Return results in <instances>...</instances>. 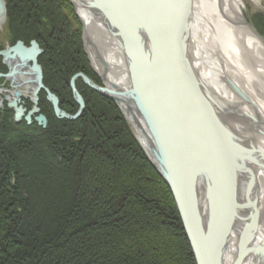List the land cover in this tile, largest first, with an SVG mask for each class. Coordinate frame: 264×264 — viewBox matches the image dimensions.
<instances>
[{
	"label": "bare ground",
	"instance_id": "bare-ground-1",
	"mask_svg": "<svg viewBox=\"0 0 264 264\" xmlns=\"http://www.w3.org/2000/svg\"><path fill=\"white\" fill-rule=\"evenodd\" d=\"M74 1L70 0V3L76 5L78 17L75 11L72 15L69 10L62 9L60 19L62 24L74 31L76 37L77 27L72 28L70 16L81 19L82 26H79L88 60L100 80L94 78L89 70H79L70 76L69 84L74 76V90L83 101V111H86V100L80 83L89 92H103L101 95H110L118 101L136 129V137L138 134L145 146L147 140L141 132L147 128L136 113L141 105L135 99H131L130 104L126 100L128 97L124 99L117 95L119 90H125L129 85L131 57L136 71L144 72L149 66L153 68L152 81L145 80L146 94H154L159 104L164 96V89L151 88L152 83L162 82L164 78L159 62L152 56L153 49L143 26L154 20V24L149 25L161 32V54H165L161 47H168L179 50V58L182 57L186 64L189 57L190 84H193L201 100L202 110L200 113L191 110L185 115L176 111L181 121L178 125L164 120L168 116L167 111L161 113L164 116L162 133L170 142V147L179 151L181 163L176 174L182 175L181 185L186 184L191 220L189 229L197 243L201 264H264V43L246 21L240 0H159L162 3L152 0L159 6L156 9L149 7V0ZM1 29L3 24L0 25ZM19 42L25 48H29L32 42L37 45L40 53L36 55L35 64L39 66V72L29 74L33 62L28 61L23 67L19 58L13 59L11 53L8 60L0 55V77L10 82L11 88L21 90L18 101L22 102L27 95L35 104L40 91H46L40 89L34 93L36 85L31 81L35 75L36 79L40 76L41 83L42 79L44 81L46 72L41 55L50 50L52 43L39 35L29 39V44L22 39ZM15 44L1 45L0 53ZM143 57L148 59L150 65L145 64L147 61ZM67 68L68 65L62 64L61 69ZM177 76L180 79L179 89L174 88V91L186 92L188 89L182 84L187 83L188 79L182 78L180 73ZM30 85H33L31 89ZM92 86L103 90L100 92ZM13 92L0 97L1 109L4 100H13ZM69 92L74 97L71 84ZM51 94L60 109L61 101L56 93ZM74 100L77 108L73 113H64L68 118L60 117L55 110L54 117L67 121L81 118L85 113L83 111L76 118H70L80 108L75 97ZM22 108L24 115L20 118L15 111L17 108L5 109L9 112L11 125H17L22 117L28 116L29 111L30 120L25 119L19 124L38 125L36 117L39 115L36 111L24 105ZM185 108L176 101L175 110ZM144 115L148 118L151 112ZM151 121L150 126L158 130L152 117ZM47 124L46 118L44 128H47ZM190 130L194 132L187 135Z\"/></svg>",
	"mask_w": 264,
	"mask_h": 264
},
{
	"label": "trees",
	"instance_id": "trees-1",
	"mask_svg": "<svg viewBox=\"0 0 264 264\" xmlns=\"http://www.w3.org/2000/svg\"><path fill=\"white\" fill-rule=\"evenodd\" d=\"M5 1L10 43L58 34L52 28L62 26L61 10L73 13L69 0ZM255 16L264 36V16ZM31 23L47 33L37 28L33 34ZM55 53L51 47L42 56L47 85L62 72L60 61L71 59ZM82 63L78 70H88ZM68 71L67 78L73 69ZM52 85V91L60 87ZM88 90L81 118L50 120L47 128L11 125L7 108L0 111V264H174L165 257L170 247L157 236L159 226L176 238L180 264H195L169 186L115 105H95Z\"/></svg>",
	"mask_w": 264,
	"mask_h": 264
},
{
	"label": "water",
	"instance_id": "water-1",
	"mask_svg": "<svg viewBox=\"0 0 264 264\" xmlns=\"http://www.w3.org/2000/svg\"><path fill=\"white\" fill-rule=\"evenodd\" d=\"M72 1L75 2L74 0ZM155 2L162 3V1H159V0H155ZM157 5L158 4H155L154 2H152V0H149L150 8L156 9L159 7ZM96 11L98 12V10ZM5 20H6V3L4 0H0V25H2L5 22ZM146 23L147 24H145L143 28L148 33V34L146 33V35L148 38V43L150 44L151 49H153L152 56L154 57V59L156 58V61L159 62L162 68V73H163L162 78H164V81L159 82V83L153 81L154 83L151 84V88L153 89L155 87L156 89L158 88L164 89L163 91L164 96L160 98V104H159L157 103V100H156L157 97L153 93H152L153 95L151 96L146 94L145 80L152 81L150 79V76H152L151 74H152L153 68L149 66L144 72L136 71L135 69L136 64L135 62H133L131 57H130V61L128 58L129 70H130L129 85L127 86L125 90H119L118 92L117 91L116 92H117V95L123 96L124 99H126L125 97H128L126 100H129L130 104H131V99H135L141 105V107L138 110H136V113L140 115L141 119L144 121V124L147 128V129L143 128V131L141 133L143 134V136H145L147 140L146 143L149 145L151 149L150 156L152 157V159L151 158L150 159L151 161H153L155 167L162 174V176L164 177V179L166 180V182L168 183L170 187L174 201L177 206V210L179 212V215L183 222L185 231L187 233L196 263L201 264V258H200V254L198 251L197 243L194 239V235L191 233V230L189 229L191 220H190V213L188 209L189 195L187 192L186 184L181 185L180 177H182V175L176 174V169L180 168V163H181L180 156L178 157L179 151L175 150L174 148L172 149L170 147V142H167L166 138H164V135L162 133V130L164 129V124L162 123L164 116H162L161 114L167 111L168 116L167 117L165 116L164 120L173 125H178L181 122L179 119V114L181 115L184 113L185 115L188 113V111L190 112L191 110H195L198 113L201 112L202 110V105L200 103L201 100L198 97L197 92L194 91L193 84H190V76H189L190 69H189V61H188L189 57L187 59V64H186V61L184 63L182 57L179 58V50L176 51L175 49L174 51L173 49H169L168 47H161L164 49V52H165V54L164 53L161 54L159 52V48H160L159 39L161 37V32L159 31L157 27H153L149 25V24H154V20L151 21V23H148V22ZM105 25L112 31V28L108 25V23L105 22ZM252 30L254 34L258 38H260L262 42L264 43V37L260 35L253 27H252ZM115 38L119 41L118 37L115 36ZM30 45L31 46L29 48H25L23 47V44L18 41L13 47L8 48L4 52H1L0 55L1 56L3 55L5 57V60H8V57H10V54L12 53L11 57L13 59L18 57L23 67H26V64L28 61H32L33 67L30 68L31 72L29 74L39 72L38 70L39 66L35 64L36 63L35 59H36V55L40 53V50H38L37 45L34 42H32ZM123 48H125V46ZM124 50L126 51V49ZM128 54L130 56V51H128ZM128 54H127V57H128ZM143 58L147 61L145 62V64H149L148 59L145 57ZM177 73H180L182 78L188 79L187 83L182 84L184 87H187L188 90L186 92H184L183 90H178L176 92L174 91V88H178V83H179L178 80H180L179 77L177 76ZM74 78L75 77L73 76L70 84H71V87L73 88L75 99L80 104L79 105L80 108L78 109V113L76 115H73L70 117L71 119L76 118L78 114L83 111V101L81 97L75 93V90H74V84H73ZM84 80L89 83L88 79L84 78ZM31 83L36 85L35 86L36 88L34 89V93L38 92L40 89H44L46 91L48 95V99L52 102L55 113L57 115L60 114V117H67L64 114L65 112L63 111L61 112V110L58 109L57 100L54 97V95H52L50 91L47 88H45L43 84L40 82V76H38V78L36 79V75H35V79L34 80L32 79ZM230 86L232 87L231 82H230ZM92 87H95L96 90L98 91L100 90V92L103 90L96 86H92ZM106 92L112 93L111 90H106ZM20 95L21 93L19 91H16L14 94L13 100L8 103L9 107L17 108L15 109V111L17 113L18 118L24 115V109L22 108V106H18L17 104L19 102L17 97ZM108 97L111 98L110 95ZM113 100L116 101L115 99ZM176 101H178L180 105L186 106V108L181 109V110H175L174 108H175ZM20 109L22 111H20ZM33 109L37 111L35 107ZM207 110L209 111V109ZM148 111L151 112L150 116L152 117V119L156 121V126L158 130H154V128L150 126V123H152L151 117L149 116L147 118L144 115V113ZM129 112L131 113V111ZM28 113H29L28 116L25 118L27 121L30 120V116H31V112L29 111ZM36 120L38 121L39 125L43 127L46 125V118L43 115H39L38 117H36ZM191 132H194V131L190 130L187 135H190Z\"/></svg>",
	"mask_w": 264,
	"mask_h": 264
},
{
	"label": "rangeland",
	"instance_id": "rangeland-1",
	"mask_svg": "<svg viewBox=\"0 0 264 264\" xmlns=\"http://www.w3.org/2000/svg\"><path fill=\"white\" fill-rule=\"evenodd\" d=\"M27 1V0H26ZM29 2V0L27 1V3ZM240 3H239V5H240V7H241V10L243 11V13H244V16H245V19H246V21L250 24V26H252L256 31H257V29L255 28V25H257V23L254 21V18L256 17L255 15H258V14H261V15H263L264 16V0H240L239 1ZM61 3V2H60ZM69 3H70V0H69ZM36 4H37V2H36ZM14 5V4H13ZM70 5H71V8L73 9V11H75V13H76V7H75V5L73 4V3H70ZM37 6H38V4H37ZM37 6H35V4L32 2L31 3V7H35V8H33L34 9V11H36V8H37ZM41 7H44L43 5H40ZM76 8V9H75ZM25 10V9H24ZM28 10V9H27ZM37 10H38V8H37ZM42 11V9L41 10H38V13L40 14V12ZM61 15H63V13H61ZM73 15V14H72ZM76 15H77V13H76ZM76 17V16H75ZM77 17H78V15H77ZM77 17H76V20L77 21H74L73 20V17H71L70 16V24H71V26H72V28H74V26H76V25H78V30L77 31H79V28H80V26L79 25H81L82 26V21H81V19H77ZM35 19H36V16H35ZM34 19V17H33V15H32V13H30V22H33V20H35ZM59 19L60 18H58V21H59ZM35 22V21H34ZM35 24V23H34ZM31 25L33 26L32 27V29L33 28H35L36 30H34L33 31V34H35V33H37L39 30H43V31H45V33H47V30H48V28L47 27H45V28H42L41 26H39V24H37L38 25V27H35V25H33L32 23H31ZM57 25H58V27L60 28L59 30H62L63 31V33L61 34L60 33V31L58 32V34H56V33H54L53 35H49V37H46L47 38V42H49V43H52V47H53V49H54V51L57 53H55V54H53V56H55V57H58V56H63V58L62 59H67L66 58V55H68V57H69V54L71 55V57H69V59L71 58L73 61L72 62H70L71 61V59H70V61L68 60V62H69V65H68V62H65V60H61L60 61V65L62 66V64H65L66 66L68 65V68L67 69H62L61 71L62 72H64L65 74H63L62 72H58V73H55V75H54V71H56V66L54 65V64H50V67H54V68H56V69H53V71L51 72L52 73V75H54L53 76V78H51L49 81L51 82V84L48 86L47 85V81L44 79V81H43V79H42V84L44 85V87L45 88H48V90L51 92V93H56V96L58 97V99H59V101H63V99H66V103L65 104H63L62 105V107L60 108L63 112H65V113H71V112H69L71 109H72V107L74 106V105H76L77 106V104H76V102H75V100H74V97H73V95H72V93L71 92H69V90H70V84H69V81H70V77H68L67 78V74L66 73H68L69 71H68V69H69V67H71L72 69H73V73H77L79 70V68L80 67H83V65L85 66V64H83L82 62H85V60H86V62H87V64H86V68L90 71V72H92L93 73V76H94V78H96L97 80H100V77H99V75L95 72V70H94V68H92L93 66H92V63H91V61L90 60H88V57H89V55H88V53H87V50H85V43H84V41H83V32H82V29L80 28V33H78V36L76 37V36H74L73 34H74V31L73 30H71V29H69V33L66 31L67 29H66V26L64 25V24H62V26L60 25V23H58V24H56L55 26H53V28H52V31H56L57 30ZM263 25V24H262ZM37 28L39 29V30H37ZM8 24L6 25V27H5V24L3 25V29H1L0 30V46L2 45V47H5V46H7V44H9V41H10V39H9V33H8ZM258 32V31H257ZM259 33V32H258ZM260 34V33H259ZM39 35V34H38ZM37 35V36H38ZM260 35H262V34H260ZM263 36V35H262ZM264 37V36H263ZM26 38V37H25ZM24 38V39H25ZM28 40V39H27ZM43 43V42H42ZM27 44H29V42L27 43ZM44 44V43H43ZM45 54V55H44ZM44 54H42L41 56H46V58H47V56H48V51H46V52H44ZM58 55V56H57ZM51 56V55H50ZM49 56V57H50ZM79 58H83V59H85L84 61H80L79 60ZM82 59V60H83ZM46 61V60H45ZM48 61V60H47ZM80 61V62H79ZM45 63V66L46 67H48L47 66V63L46 62H44ZM72 65H71V64ZM83 69V68H82ZM76 70V71H75ZM73 73H71L70 74V76L73 74ZM51 77V76H50ZM58 80H57V79ZM59 82H60V84H59ZM52 84H58L60 87L59 88H56V89H54V91H52L51 90V88H49V87H53V85ZM33 86V85H32ZM31 85H30V88L29 89H31V87H32ZM80 86H81V88H82V90L83 89H86L82 84H80ZM12 87V85H11V83L7 80V79H3V78H0V97H4V94H9V93H11V91L13 92V91H15V88H11ZM28 89V90H29ZM21 91V90H20ZM27 94V93H26ZM89 94V93H88ZM88 94H87V97L89 98V96H88ZM84 97V96H83ZM90 97L92 98V100H93V102H94V104L96 105V100L97 101H101L102 103H105L106 101H108L109 103H112V104H114L115 105V108H116V110H118L119 112H120V114L122 115V117L124 118V120H125V122H127L128 124H129V126H130V129H131V132H132V135L134 136V138L136 139V141H137V143H138V145L140 146V148H141V150H142V152L144 153V155H145V157H146V159L148 160V162L150 163V165L153 167V169L157 172V174L159 175V176H161L162 177V179L165 181V183L168 185V183L166 182V180L164 179V177L162 176V174L157 170V168L155 167V165H154V163H153V161H151V159H152V157L150 156V154H151V149H150V147H149V145L146 143V146H145V144H144V141H143V139H142V141H140V138H138V134H137V137H136V129H134L133 127H132V125L130 124V120L128 119V117H127V115L125 114L124 115V112L122 111V108H121V106L119 105V102H116V101H114L113 99H110L109 97H107V96H104V95H101V94H99V93H94V92H90ZM12 99H10V100H4L3 101V104L2 105H4L3 106V108H7V109H9V106L7 105V102L8 101H11ZM23 101L21 102V103H25V102H28L27 104H24V106L25 107H28L29 109L30 108H36L37 109V111H36V113L38 114V115H44L46 118H47V121H48V124H47V126L49 125V123H50V120H51V122L52 121H55V120H57V121H61V120H59V119H55V118H53L54 117V108H53V106L51 105V103H50V100L48 99V95H47V93L46 92H44L43 90H41L40 91V94H39V100H37L38 102L37 103H35V104H33L31 101H30V99L27 97V95H26V97H23V99H22ZM42 100V101H41ZM30 101V102H29ZM62 101H61V104H62ZM116 102V103H115ZM107 103V102H106ZM108 103V105H111V104H109ZM60 104V105H61ZM41 105V106H40ZM2 108V109H3ZM87 108V107H86ZM92 108V107H91ZM1 109V108H0ZM68 109V110H67ZM83 112H85V109H84V111ZM47 115H50V116H52V117H50V119H49V117L47 116ZM21 121H19V122H22V121H24L25 120V118L24 117H22L21 119H20ZM19 122H18V124H19ZM25 122V121H24ZM17 124V125H18ZM28 127H29V125H31V123H28V124H26ZM39 125V124H38ZM40 127H41V125H39ZM46 126V127H47ZM42 128H44L43 126H42ZM141 134V133H140ZM147 147V148H146ZM151 158V159H150ZM11 180V184H13V178H11L10 179ZM169 186V185H168ZM112 188H116V182L114 183V184H112ZM170 188V187H169ZM171 191V190H170ZM171 194H172V192H171ZM173 196V195H172ZM173 200H174V198H173ZM174 205H175V208L177 209V206H176V203H175V201H174ZM177 212H178V210H177ZM178 215H179V212H178ZM179 218H180V222H181V226H182V230H183V232H184V234H185V236H186V238H187V241H188V245H189V248L191 249L190 251H191V254H192V257H193V259H194V263L196 264V260H195V257H194V254H193V251H192V248H191V245H190V242H189V239H188V236H187V233H186V231H185V228H184V225H183V222H182V220H181V217H180V215H179ZM157 229V236L160 238H165V244H166V241H167V243H168V245H169V247H170V249H169V251H165V257L166 258H168V259H170V258H173V259H175L174 260V264H180V262H179V260H178V258H180V256H179V249L177 248V240H176V238L172 235V233L171 232H169L168 231V229H165L163 226H159V227H157L156 228ZM163 255H164V253H163Z\"/></svg>",
	"mask_w": 264,
	"mask_h": 264
},
{
	"label": "flooded vegetation",
	"instance_id": "flooded-vegetation-1",
	"mask_svg": "<svg viewBox=\"0 0 264 264\" xmlns=\"http://www.w3.org/2000/svg\"><path fill=\"white\" fill-rule=\"evenodd\" d=\"M77 27V26H76ZM77 30H78V27H77ZM75 31V34H77V36H78V33H80L81 31H80V28H79V31ZM83 34V33H82Z\"/></svg>",
	"mask_w": 264,
	"mask_h": 264
}]
</instances>
